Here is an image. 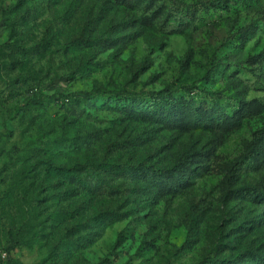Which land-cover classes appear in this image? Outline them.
<instances>
[{
    "label": "rangeland",
    "instance_id": "rangeland-1",
    "mask_svg": "<svg viewBox=\"0 0 264 264\" xmlns=\"http://www.w3.org/2000/svg\"><path fill=\"white\" fill-rule=\"evenodd\" d=\"M0 264H264V0H0Z\"/></svg>",
    "mask_w": 264,
    "mask_h": 264
},
{
    "label": "trees",
    "instance_id": "trees-1",
    "mask_svg": "<svg viewBox=\"0 0 264 264\" xmlns=\"http://www.w3.org/2000/svg\"><path fill=\"white\" fill-rule=\"evenodd\" d=\"M122 148H124V147H122ZM52 168H55V167H52ZM99 168L102 170V169L107 168V167H105L104 165H99ZM83 169L84 168L81 169L80 167H77V170H81L82 172H84ZM181 172H183V169H181V167L179 165H175L172 168H161V169L153 170L151 173H154L153 175H155V176L162 177V180L166 179L167 180L166 183L169 184L170 180L177 179L178 176H180ZM70 173L71 172H69V171L67 172L66 171L64 174H65L66 177L69 176V178H71L70 177ZM138 173L141 174V175L145 174L146 170L144 169L143 171H138ZM94 182L99 184V185H96V187H95L96 191L97 190H101L102 191L103 189H105V194H108V195H112L115 192L114 191L115 189L107 187V186H103L101 184V183H103V181H100L99 178H95ZM100 184L103 187H101Z\"/></svg>",
    "mask_w": 264,
    "mask_h": 264
}]
</instances>
